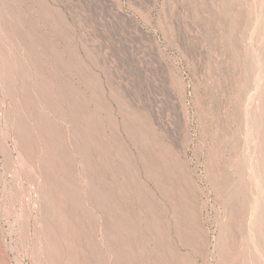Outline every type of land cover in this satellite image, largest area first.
Segmentation results:
<instances>
[{
    "label": "rangeland",
    "instance_id": "rangeland-1",
    "mask_svg": "<svg viewBox=\"0 0 264 264\" xmlns=\"http://www.w3.org/2000/svg\"><path fill=\"white\" fill-rule=\"evenodd\" d=\"M0 264H264V0H0Z\"/></svg>",
    "mask_w": 264,
    "mask_h": 264
}]
</instances>
